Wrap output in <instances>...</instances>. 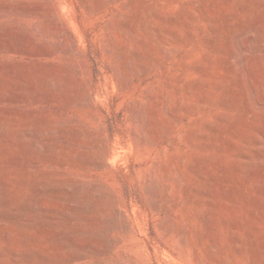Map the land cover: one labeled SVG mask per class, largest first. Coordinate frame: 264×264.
Here are the masks:
<instances>
[{
	"label": "rangeland",
	"instance_id": "1",
	"mask_svg": "<svg viewBox=\"0 0 264 264\" xmlns=\"http://www.w3.org/2000/svg\"><path fill=\"white\" fill-rule=\"evenodd\" d=\"M0 264H264V0H0Z\"/></svg>",
	"mask_w": 264,
	"mask_h": 264
}]
</instances>
